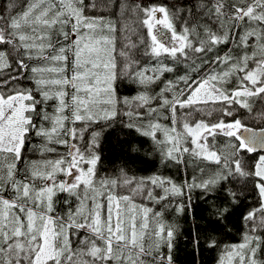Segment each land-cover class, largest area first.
I'll list each match as a JSON object with an SVG mask.
<instances>
[{
    "label": "snow or ice",
    "instance_id": "6c2138e0",
    "mask_svg": "<svg viewBox=\"0 0 264 264\" xmlns=\"http://www.w3.org/2000/svg\"><path fill=\"white\" fill-rule=\"evenodd\" d=\"M98 9L115 19L88 14ZM176 65L184 74L161 81ZM122 78L143 90L118 98ZM119 116L162 162L187 155L214 169L182 185L123 168L100 176L102 122ZM93 125L101 130L85 143ZM33 135L40 158L26 160ZM262 153L264 0H8L0 9V264H174L179 226L164 215L193 188L222 194L223 219L255 193L242 241L225 245L217 264H264Z\"/></svg>",
    "mask_w": 264,
    "mask_h": 264
},
{
    "label": "rangeland",
    "instance_id": "374dc122",
    "mask_svg": "<svg viewBox=\"0 0 264 264\" xmlns=\"http://www.w3.org/2000/svg\"><path fill=\"white\" fill-rule=\"evenodd\" d=\"M8 3V0H0V9H3ZM18 6L23 5L24 0H15ZM89 15H105L106 18L115 19V17H109L107 11L101 10H89ZM223 50H227L225 46H221ZM143 64L151 66L153 63L149 58H141ZM169 66H172L170 61ZM176 71L173 73H165L161 77V81L174 80L179 75H183L185 67L183 65H176ZM20 84L24 87H32L33 84L30 80H22ZM163 87L162 82H157L156 85L151 86L152 94L158 92ZM182 87V85H181ZM143 90L142 86L133 83L128 79H120L117 81V97L118 98H132ZM122 110H127L123 105H118ZM51 110V102L49 103V111ZM131 122H137L134 119ZM147 123V120L144 121ZM130 123L129 117L119 116L116 119L108 122H102V151L101 162L98 164V173L100 176L115 177L119 174L121 168L125 171H129V175H135L137 177H148L153 175H159L161 177H169L174 183L182 185L185 180L189 183L192 182V177L197 178V182L201 178L207 179L214 169V165L206 161L194 160L192 157L185 156V163L177 165L173 162H162L160 153L157 151L155 144L150 137L143 136L139 132L130 129L127 125ZM162 123H167L162 121ZM81 125H77L80 127ZM91 130L100 131L101 128L96 125L92 126V129L84 133L85 143L90 135ZM158 138L163 137L158 133ZM221 139V138H218ZM43 140L40 137L32 136L31 144L28 148L33 149L31 151H25L24 157L26 160H37L40 158V148L43 146ZM58 151H65L62 146H57ZM142 153L146 156L144 161L137 159V155ZM264 154V153H262ZM254 155V154H249ZM204 169V173L200 172V169ZM237 189H243L248 192L247 188H244L243 184H237ZM157 193H160V189H156ZM185 196H175L170 198L172 206L165 212L164 219L169 224H175L179 226V234L175 241V247L173 249L174 264H182L181 252L184 249L191 248L195 255L194 263L197 264H217L221 250L225 245H231L240 243L242 241L243 233L246 231V226L242 220V214L245 213L250 207L256 203V195L251 192L247 195V199L236 208L231 211L226 219L219 218L215 215L216 208L220 205L214 203L218 200L222 194L210 193L205 194L199 188H193L188 191L185 189ZM123 194V193H121ZM60 199H65V194L60 195ZM135 203L142 204L144 206L152 207L155 211L160 210V205H153L152 202L137 198ZM183 203L185 210L182 213H177L175 207L177 204ZM194 204H196V212L193 211ZM215 208V211L212 209ZM58 211H63V206L57 207ZM238 226L239 229L238 230ZM219 229H222V235H209V233H216ZM236 231V232H235ZM228 232V234H227ZM199 233L201 245L194 246L192 243L193 238ZM210 238H214L217 242L216 247H209ZM222 239V240H220Z\"/></svg>",
    "mask_w": 264,
    "mask_h": 264
},
{
    "label": "trees",
    "instance_id": "16d2710c",
    "mask_svg": "<svg viewBox=\"0 0 264 264\" xmlns=\"http://www.w3.org/2000/svg\"><path fill=\"white\" fill-rule=\"evenodd\" d=\"M137 159L138 160H140V161H144L145 159H146V156L144 155V154H142V153H139L138 155H137ZM221 198H219L218 197V200H215L214 201V203L216 204V205H221ZM196 204H194V207H193V211L194 212H196V206H195ZM214 211H215V208H212ZM238 230H240L239 229V226H238ZM236 232V231H235ZM215 234H218V235H222V229H219L216 233H214V232H211V233H209V235H215ZM227 234H228V232H227ZM220 240H222V239H220ZM202 242V241H201ZM201 242L199 243V245H201ZM181 257H182V264H197V263H194V261H192V260H195V255H194V253H193V250L191 249V248H189V249H184L182 252H181Z\"/></svg>",
    "mask_w": 264,
    "mask_h": 264
}]
</instances>
